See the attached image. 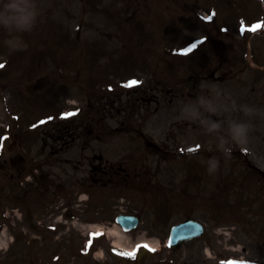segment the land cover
<instances>
[{"label": "rangeland", "instance_id": "obj_1", "mask_svg": "<svg viewBox=\"0 0 264 264\" xmlns=\"http://www.w3.org/2000/svg\"><path fill=\"white\" fill-rule=\"evenodd\" d=\"M212 2L214 0H36L39 15L31 32L20 33L0 25V65H3L0 75L7 76L0 77V127L7 125L12 131L25 134L33 128L27 134L28 141L37 147L48 139L38 133L44 130L50 133L57 125L56 121H62L52 116L56 112L54 108L58 107V111L66 109V113L75 103L81 107L78 112L84 108L89 112L84 94L93 97L100 89L101 95L110 97V102L111 98L115 100L109 112L111 105L103 106L106 114L100 127L106 130L104 137H88L87 150L81 151L75 146L66 154L74 159L80 157L81 166H86L88 158L85 157L93 152H102L112 163L133 158L139 167H143L146 177L153 175L155 185L159 181L165 188L176 190L177 194L183 188H187V192L185 200L178 199L177 204L171 197L173 194L167 195L166 201L170 203L162 204V213L165 216L174 209L166 217L169 223L158 227L153 212L154 207L159 206V192L146 195L131 189L129 192L120 188L101 189L97 197L103 198L102 205L95 208H99L94 214L96 218L91 217L96 198L87 202L88 222L84 232L89 236L95 233L88 231L90 222L106 228L113 226L109 222L118 209L113 205L119 203L116 199L119 193L135 208L143 202L146 206L144 224L121 239L124 246H130L144 234L163 239L169 224L191 214L206 227L205 235L193 248L195 256L197 250V254L205 256L206 242L211 249L210 256H221L231 263L241 261L242 257L248 264H264V197L258 199L259 202L255 200L258 187L256 182L251 186L243 163L242 182L248 188L246 192L242 191V196L254 195L247 197L252 202L250 205H235L234 213L242 211V218L233 212L227 214L228 217L218 216L220 197L215 195L217 187L230 176L227 173L234 161L232 154H226L224 149L237 148L240 144L233 138L234 127L242 125L245 129L241 139L247 143L241 144L242 154L264 169V30H261L262 24L257 27L259 22L256 20L263 18L259 7L264 10V5L259 6L257 0L224 1L216 5L226 7L229 16L223 19L217 7L212 21L205 23L198 13H205ZM253 12L256 17L249 15L246 19L249 33L246 45L250 52L242 51V60L237 62L243 34L240 37V32L232 29V25L222 24V19L231 24ZM220 25H226L224 30H228L225 33L219 31ZM186 43L194 47L200 45L196 50L199 54L193 52L181 57L172 54L184 49L181 45ZM204 51H208L207 54ZM250 63L255 65L254 68L249 66ZM219 64L223 68H233L230 79L216 82L202 77ZM77 74L78 78L72 83L73 75ZM57 90L63 96L57 93L55 101ZM133 90L136 93L133 94ZM165 90L171 92L164 93ZM64 91L72 93L75 99L65 102ZM127 91L135 99V108L131 111V104L125 102L128 108L121 113L117 109L126 99ZM172 92L176 95L170 94ZM144 94H155L157 101H140ZM77 113L71 112L68 119ZM37 116L40 118L36 124ZM129 116L133 126L121 122L123 117ZM90 121L92 126L98 125V120ZM117 126L119 133L109 132ZM131 127H139V131H145L164 148L184 150L185 153L169 152L170 157L164 158L161 153L147 150L145 142L132 139ZM109 133L117 135L110 137ZM212 147L225 155L223 164L220 166L219 162L218 169L209 173L207 169L217 157L199 153L213 150ZM195 151L199 155L192 160L189 156L195 154L190 152ZM190 171L197 179L194 192L188 189ZM259 182L264 185V181ZM214 185L217 186L211 192L210 186ZM233 191L239 190L232 187L230 192ZM192 194L196 195L193 200ZM261 194L264 195V189ZM236 200L231 197L228 202ZM256 215H261L257 221L254 220ZM218 225L234 229L231 239H222L218 235ZM99 240L85 264H95L96 259L104 257V248L110 245L112 237L103 236ZM70 260L76 261L71 257Z\"/></svg>", "mask_w": 264, "mask_h": 264}, {"label": "flooded vegetation", "instance_id": "obj_2", "mask_svg": "<svg viewBox=\"0 0 264 264\" xmlns=\"http://www.w3.org/2000/svg\"><path fill=\"white\" fill-rule=\"evenodd\" d=\"M28 163L32 167H38L33 161ZM1 168L4 173L8 171V167L4 165ZM27 171L25 162L18 161L14 172L22 186H19V191L14 194L7 192L5 187L0 197L1 203L4 204L3 208L2 204L0 205V224L12 222L15 216L19 218L9 230L17 237V240L13 238L12 249H10L13 252L14 261H11L12 257L7 255L0 256V264H50L51 262L54 234L46 228V225L54 219L53 198L47 191H29L32 183L24 181V173ZM28 179L36 183L38 175H32ZM13 206L17 207L19 215L17 211H13ZM4 212L7 214L2 216ZM7 257L9 261H6Z\"/></svg>", "mask_w": 264, "mask_h": 264}, {"label": "clouds", "instance_id": "obj_3", "mask_svg": "<svg viewBox=\"0 0 264 264\" xmlns=\"http://www.w3.org/2000/svg\"><path fill=\"white\" fill-rule=\"evenodd\" d=\"M39 11L36 0H0V25L6 29L15 30L20 33H29L33 30L37 22ZM22 49H11L17 51ZM244 126H237L233 129V138L236 143L246 144V140H242ZM231 149L226 150V154ZM219 167V161L213 159L208 167L209 173H214Z\"/></svg>", "mask_w": 264, "mask_h": 264}, {"label": "bare ground", "instance_id": "obj_4", "mask_svg": "<svg viewBox=\"0 0 264 264\" xmlns=\"http://www.w3.org/2000/svg\"><path fill=\"white\" fill-rule=\"evenodd\" d=\"M110 231L113 233V234H116L119 238V240L121 239V237H123V236H125L123 233H121L118 229H117V227H113L112 229H110ZM116 244H118V245H121V242H119V241H116L115 242Z\"/></svg>", "mask_w": 264, "mask_h": 264}, {"label": "snow or ice", "instance_id": "obj_5", "mask_svg": "<svg viewBox=\"0 0 264 264\" xmlns=\"http://www.w3.org/2000/svg\"><path fill=\"white\" fill-rule=\"evenodd\" d=\"M257 27H259V25H257ZM253 30H255V29H253ZM0 67H3V65H0ZM132 83L135 84L136 82L133 81ZM144 247H147V245H144Z\"/></svg>", "mask_w": 264, "mask_h": 264}]
</instances>
